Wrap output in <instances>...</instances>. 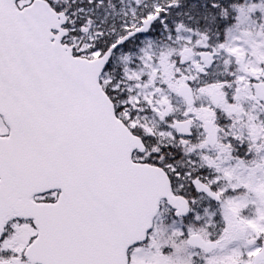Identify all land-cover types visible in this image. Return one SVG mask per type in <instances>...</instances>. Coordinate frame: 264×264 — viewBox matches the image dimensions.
Segmentation results:
<instances>
[{"label": "snow or ice", "instance_id": "obj_1", "mask_svg": "<svg viewBox=\"0 0 264 264\" xmlns=\"http://www.w3.org/2000/svg\"><path fill=\"white\" fill-rule=\"evenodd\" d=\"M0 264H264V0H0Z\"/></svg>", "mask_w": 264, "mask_h": 264}]
</instances>
